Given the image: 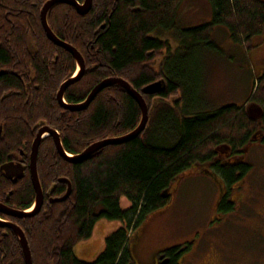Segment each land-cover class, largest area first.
Segmentation results:
<instances>
[{
	"label": "trees",
	"instance_id": "16d2710c",
	"mask_svg": "<svg viewBox=\"0 0 264 264\" xmlns=\"http://www.w3.org/2000/svg\"><path fill=\"white\" fill-rule=\"evenodd\" d=\"M33 1L0 0V69L13 62L16 55L23 54L18 45L25 44L27 39L36 41L39 46L53 45L40 24V4L34 5ZM181 2L94 0L90 20L67 4L54 6L57 16L53 24L67 21V26L77 28L80 36L91 37L101 50V61L110 66L108 71L94 72L92 84L105 76H119L124 72L133 77V87L140 90L152 80L149 69L141 68L151 57L148 51L167 46L160 40L162 34L158 29L167 27L177 32L178 41L172 50L167 47L169 56L156 65L164 78V89L142 93L148 112L142 131L125 142L103 145L87 158L64 167L68 169L72 191L66 202L59 203L62 205L59 209L47 201L45 210L38 214L25 219L13 218L28 241L33 264H126L124 244L131 224L142 219L145 213L166 205L176 184H171L172 179L180 176L197 157L213 151L221 140L234 136L240 139L254 130L255 121L244 105L227 103L209 111L195 105L196 83L189 78L194 64L188 49L198 44L214 48L210 33L220 24L226 25L234 42L242 41L250 49L253 37L264 33V0H212L211 21L178 28L176 15ZM67 7L74 16L65 13ZM259 74L251 98L264 106V73ZM8 76L9 73L0 75V81L15 86ZM119 93H122L120 105L117 104ZM110 94H114V101ZM46 100L43 106H49L51 111V100L49 97ZM190 100L194 105L189 104ZM33 108L37 109V103ZM12 114L16 116L10 119L9 125L5 123V130L0 133L2 142H12L26 132L28 113L22 116V112L12 111ZM140 116L138 103L124 88L103 87L93 101L91 115L83 118L71 133L75 139L70 141L69 149L79 151L97 140L123 135L137 126ZM52 123L55 124V120ZM44 150L43 153L47 151ZM43 159L41 178L49 183L47 189L62 172L59 169L63 165H48L53 162V155ZM243 167L246 171L251 165L244 163ZM232 171L226 170L229 175ZM21 191L22 200L30 198L29 186ZM121 197L130 201L125 208L120 204ZM99 218H118L124 225L106 235L101 250L89 262L76 256L74 247L91 235ZM0 264H25L17 235L5 227H0Z\"/></svg>",
	"mask_w": 264,
	"mask_h": 264
},
{
	"label": "flooded vegetation",
	"instance_id": "af4514ba",
	"mask_svg": "<svg viewBox=\"0 0 264 264\" xmlns=\"http://www.w3.org/2000/svg\"><path fill=\"white\" fill-rule=\"evenodd\" d=\"M47 1L48 0H35L33 1V4H40V7L38 8L40 24L45 37L53 45L46 43L39 46L36 44V41L27 39L25 40V44L22 43L21 45H18L22 47V50L24 51L23 54L21 52L16 55L13 62H8L6 68L0 69V75L9 73L7 78H10L13 82H15V86H13L11 84L8 85V83L3 84V82L0 81V133L3 129L5 130V127L7 126L5 123L9 125L11 121L10 119L16 116L15 114H12V111H16L18 113L22 112V116L25 115L26 112L28 113V120H24L27 126V129L25 130L26 132L22 135L19 134L16 140L12 142L0 141V204L19 211H28L34 207L36 190L32 182L30 166L32 163V145L34 140L39 135L35 166L38 183L42 192V202L37 214L40 210L47 206V201L55 204L54 208L58 209L60 208L58 206H62L59 203L66 202L72 191V183L70 182V178L67 174L68 169L64 167L69 168V164L75 163L68 160L67 156H75L91 144H88L79 151L69 149V146H71L70 141H74L75 139L74 136H72L73 138L70 136L72 135L71 133L76 131L77 124H81L83 118L91 115L93 101L98 92L84 108L72 109L69 105H77L84 102L92 88L106 78L121 77L130 85H134V82L132 81L133 77L126 76L124 72L121 73L122 75L119 74V76H105L100 78L101 80H97L95 84H92L93 81L91 82V75L94 72L97 70L104 71L105 69L108 71V68H110L108 64H104L101 61V50L95 45L91 37H88V35L80 36L77 28L72 29L69 25L67 26V21L64 23L57 22L56 24H53V18H56L57 16V9L54 8V6L58 4H67L78 15L90 20L94 0H90L88 8L82 13L78 12L76 6L63 2L50 5L46 11V20L50 29L58 39L71 45L79 53L82 59L80 64L77 63L76 57L70 50L60 44H56L53 40L47 37L40 18V11ZM75 1L78 5H83L85 2V0ZM70 8L67 7V11L65 13L73 15V11ZM58 12H60L59 7ZM103 27L104 23L101 24V28ZM158 31L162 34L160 40L166 43L167 46H159V49L155 52L153 50L148 51L151 57L147 60V62H144L143 65H141L142 70L146 71L149 69L151 72V82L158 79H164L163 76L159 75L160 71H158L156 65L157 63L159 64L161 61H164L169 56L167 47L172 50V47L175 46L173 45L172 39H175L176 36L173 34L171 29L161 27ZM42 72L45 75H43ZM70 78L75 79L68 84L60 94V87L62 83L66 82ZM41 79H43V81H41ZM48 94L51 96H48ZM109 96L112 101L116 99L114 94H110ZM121 96L122 93L117 95L118 105L121 104V102H119V97ZM47 97L51 100L52 110L54 109V113H52V110H48L49 106L47 108L43 106L45 102H47ZM247 100L248 101H246V103H248L244 104V109L255 121L254 130L246 135L244 134L240 139H236L234 136L231 138L229 137L226 140H221L215 144L214 148H212L213 151H208L203 157H197L191 164V167H186L183 172L184 174L179 181H182L185 177L193 174H205L211 178L213 185H211V187L214 194L213 203L215 202V205L213 209L212 204L211 213L209 214L210 217L208 215V223L210 225L204 226L203 224L201 226V228L205 229V231L207 230L206 227H219L226 221L225 219L227 215L246 206L247 210H249L248 215L255 218L259 217L263 220L258 222V227L263 229L260 243H264V205H257L256 195L258 192L257 194H253L256 184L250 180V169L248 168L244 171L243 167L244 163H249L246 162V153L251 150L252 144L254 142L264 144V106L253 100L251 97ZM35 103H37L36 110L33 108ZM258 105L262 109L260 115H257L258 111H256ZM4 109H6L8 113L5 112ZM53 120H55V124L52 123ZM12 121L14 123V120ZM49 130L52 132H48ZM66 134L69 136L66 137ZM56 139H58V143L60 144L59 146L57 145ZM44 148L47 151L43 153L42 150H44ZM50 155H53V162H49L48 165H50V163L52 165L57 164L56 166L59 167L63 165V168L61 167L62 169H59V171L62 172L56 175V180H53L52 184L46 189L49 183H45L46 179L41 178L40 166L43 164L44 156L47 158ZM4 164L10 166L5 169L1 167ZM228 169H233L230 175L226 172ZM19 173L20 176H18ZM231 176L232 178H230ZM173 181L174 179H172L171 184L174 183ZM68 184L70 185L68 195L65 199L59 201L58 198H61L67 191ZM27 186H29L32 190L31 196L28 199L25 198L22 200L19 197L22 192L21 190H25ZM173 196L171 193L166 200V205H162L158 209L155 208L151 211V213L153 211H156V213L152 219H149V222L145 220L143 227L144 234L145 232L149 233V230L154 222L157 224L156 228L164 222V215L173 208ZM30 199L31 201L29 202ZM244 204L245 206H242ZM127 206H122V208ZM165 206L167 208H164ZM158 212L161 213L159 216L160 218L156 217V215L159 214ZM32 216L34 215L20 217L0 210V222L2 223L0 224V227L12 230L10 225L14 224L22 230L20 225L13 218L25 219ZM144 218L145 217H142V219H139L134 222V224H131L129 231L127 232V238L133 234L136 225L139 222L142 223ZM116 220L121 222L120 226L124 225L123 220L118 218ZM169 227L173 229V227ZM253 229L254 228H251V233L255 235V231ZM197 230L201 231V229ZM174 231H177L175 234L183 235L185 233L179 229ZM204 234L205 233H195V231H193L191 234L183 235L182 238L176 236V239H173V241L162 243L157 247L153 246L154 239L148 234L144 237L143 242H138L134 248H129L128 243L124 244V246H126L124 250L127 249L125 258L126 264H198V261L202 256L200 247H205V251L209 250L211 255L210 259L206 258L204 260V264H222L220 253L216 252L217 250L215 244L205 241L206 237ZM83 242H86L85 239L81 243ZM103 242L95 251L94 255H97V253L101 250ZM76 245L74 250L76 256H78L76 252ZM87 246L80 250L81 255H88L89 245L87 244ZM252 249L256 251L259 248L254 249L252 247ZM254 254L258 253L254 252ZM203 255L205 256V254ZM84 260L88 261V259ZM91 260L92 258L89 259V262ZM248 260L250 264H258L260 262L259 260L264 261V256L260 255L253 257V259L248 258Z\"/></svg>",
	"mask_w": 264,
	"mask_h": 264
},
{
	"label": "rangeland",
	"instance_id": "374dc122",
	"mask_svg": "<svg viewBox=\"0 0 264 264\" xmlns=\"http://www.w3.org/2000/svg\"><path fill=\"white\" fill-rule=\"evenodd\" d=\"M213 11L212 0H182L176 15L177 27L186 28L209 22L213 17ZM172 32L175 35L177 33ZM210 39L214 43V48L198 44L188 49L194 64L189 78L196 83L195 105L200 109L204 108L205 111L227 103H236L242 106L251 97L254 84L257 83L260 75L259 72L264 73V33L253 37L250 49L249 45L246 46L242 41L234 42L226 25H215L211 30ZM177 41L176 38H173V45H176ZM189 104L194 105V102L190 100ZM246 154V162L251 165L250 180L256 184L253 194L258 192L256 203L258 206H263L264 144L254 142L251 150ZM179 180L180 178L173 181L176 183L172 192V196L174 195L173 208L164 215V222L157 228V224L154 222L149 233L145 232L144 234L145 220L149 222L156 211L145 213L144 221L136 225L133 234L126 240L129 248H134L138 242H143L144 237L148 234L154 239L153 246L157 247L162 243L173 241L176 236L182 238L183 235L195 231V233H205V241L215 244L216 252L220 253L222 264H250L248 258L264 256V243H260L263 229L258 227V222L263 221L261 218L248 215L249 210L244 204L242 206L245 207L227 215L226 221L222 225L217 228L206 227L205 231L201 226L203 224L204 226L210 225L208 215L211 213L212 204L213 209L215 205L211 178L205 174H193L185 177L182 181ZM129 203L130 201L126 197H121L120 204L122 206H127ZM160 214L156 217L160 218ZM120 225L121 222L116 219L99 218L94 224L92 234L85 239L86 242L81 243V241L76 245L78 256L82 259H91L106 235ZM251 228H254L255 235L251 233ZM178 229L185 233L183 235L175 234L177 231L174 230ZM197 229H201V231ZM87 244L89 245L88 255H81L80 250ZM252 247L259 249L254 251ZM200 250L202 256L198 264H204V260L210 259L211 255L209 250L205 251V247H200ZM254 252L258 254H254ZM259 261L258 264H264V261Z\"/></svg>",
	"mask_w": 264,
	"mask_h": 264
},
{
	"label": "water",
	"instance_id": "95a60500",
	"mask_svg": "<svg viewBox=\"0 0 264 264\" xmlns=\"http://www.w3.org/2000/svg\"><path fill=\"white\" fill-rule=\"evenodd\" d=\"M58 2H66V3L72 4V5L76 6L79 13H82L84 10H86L88 8V6L90 4V0L89 1L85 0L83 5H78L75 0H48L44 4V6L42 7V9L40 11L41 23H42V26L46 32L47 37L49 39L53 40L56 44H60L64 47H66L68 50H70L74 54V56L76 57L77 63L80 64L82 59H81L79 53L71 45L64 43L60 39H58L56 37V35H54V33L52 32V30L50 29V27L47 23V20H46L47 9L50 7V5H52L54 3H58ZM74 79L75 78H70L66 82L62 83V85L60 87V94L62 93V90L68 84H70ZM109 85L121 86L136 100V102L138 103L140 110H141V119H140L139 123L137 124V126L135 128H133L131 131H129L126 134L97 140V141L91 143L82 152L78 153L77 155L72 156V157L67 156L68 160H70L72 162H77V161L83 160V159L87 158L91 152H93L94 150L98 149L99 147H101L103 145L111 144V143L112 144L122 143V142H125V141L135 137L136 135H138L142 131V129L146 123V120H147V105L145 103V100L143 98L142 93L158 92V91L164 89L165 83H164L163 79H158L154 82H151V83L144 85L140 90H137V89L133 88L127 81H125L122 78H117V77L106 78V79H103L102 81H100L97 85H95L92 88V90L89 92V94H88V96L84 102H81L77 105H69V107L72 109L84 108L94 98V96L96 95V93L98 91H100L103 87H106ZM256 111H258L257 115L261 114L262 109L259 105H258V108L256 109ZM48 132H52V131L49 130ZM56 142H57V145L59 146L60 144L58 143V139H56ZM38 143H39V135L34 140L33 145H32V154H31L32 163L30 166L31 167V177H32L34 188L36 190V200H35V204H34L33 209L29 210V211H19V210L11 209L5 205L0 204V210L1 211L8 213V214L18 215V216L22 217V215L26 214V213L30 214V215H34L39 210V207H40L41 202H42V192H41V189H40V186L38 183V177L36 174V166H35V157H36V150H37ZM9 166L10 165L4 164L1 167H4L6 169ZM18 176H20V173L18 174ZM177 179H178V177L176 178V180ZM69 190H70V185L68 184L67 191L65 192V194L61 198H58V200L61 201V200L65 199L69 193ZM0 224H2V223L0 222ZM8 225H10V224H8ZM10 227L12 228V230L15 232V234L17 235V237L19 239V242H20V245L22 248L23 257H24V263L25 264H33L30 248L28 246V241L24 235V232L17 225L12 224V225H10Z\"/></svg>",
	"mask_w": 264,
	"mask_h": 264
},
{
	"label": "bare ground",
	"instance_id": "6f19581e",
	"mask_svg": "<svg viewBox=\"0 0 264 264\" xmlns=\"http://www.w3.org/2000/svg\"><path fill=\"white\" fill-rule=\"evenodd\" d=\"M59 3V2H58ZM64 3V2H63ZM128 93V92H127ZM140 108V107H139ZM140 119H141V116H140ZM140 121V120H139ZM139 123V122H138ZM128 133V132H127ZM126 134V133H125ZM4 168V167H3ZM33 182V181H32ZM30 214H23L22 216H29ZM18 216V215H17Z\"/></svg>",
	"mask_w": 264,
	"mask_h": 264
}]
</instances>
